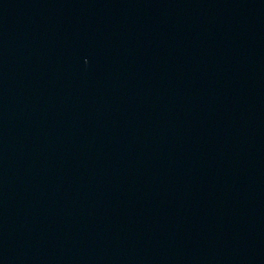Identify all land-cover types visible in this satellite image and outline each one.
I'll use <instances>...</instances> for the list:
<instances>
[{
	"label": "water",
	"instance_id": "water-1",
	"mask_svg": "<svg viewBox=\"0 0 264 264\" xmlns=\"http://www.w3.org/2000/svg\"><path fill=\"white\" fill-rule=\"evenodd\" d=\"M0 264H264V0H0Z\"/></svg>",
	"mask_w": 264,
	"mask_h": 264
}]
</instances>
